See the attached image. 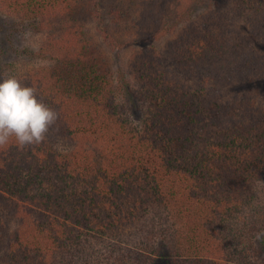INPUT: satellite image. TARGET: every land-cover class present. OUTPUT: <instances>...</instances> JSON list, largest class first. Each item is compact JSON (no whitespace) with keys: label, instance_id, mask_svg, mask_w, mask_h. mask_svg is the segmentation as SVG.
I'll use <instances>...</instances> for the list:
<instances>
[{"label":"trees","instance_id":"1","mask_svg":"<svg viewBox=\"0 0 264 264\" xmlns=\"http://www.w3.org/2000/svg\"><path fill=\"white\" fill-rule=\"evenodd\" d=\"M151 1L0 0V75L58 113L0 147V264H264V0Z\"/></svg>","mask_w":264,"mask_h":264},{"label":"clouds","instance_id":"2","mask_svg":"<svg viewBox=\"0 0 264 264\" xmlns=\"http://www.w3.org/2000/svg\"><path fill=\"white\" fill-rule=\"evenodd\" d=\"M58 119V113L15 76L0 75V147L11 139L21 146L39 144ZM264 237V231L256 239Z\"/></svg>","mask_w":264,"mask_h":264},{"label":"rangeland","instance_id":"3","mask_svg":"<svg viewBox=\"0 0 264 264\" xmlns=\"http://www.w3.org/2000/svg\"><path fill=\"white\" fill-rule=\"evenodd\" d=\"M227 1H229V0H222L223 3H226ZM175 3H176L175 0H173V1L165 0L158 7L157 2H154V0H152L148 4V6H149L148 11L150 13L160 12L159 15H161V17H162L161 18L162 21L153 27L161 28V27H164V25H166L167 21L170 19V14L173 15V13H174ZM173 6H174V8H170ZM89 27L91 29L95 30V23L92 19L89 20ZM164 33L165 34H163V36H161L160 41L156 43V45L159 46V48H163V49L165 48L168 41L174 37V32L173 33L164 32ZM39 38H40V35L28 34V35H25V42L24 43L25 44L36 43L39 40ZM103 47L108 52L110 59H112V61L114 62L115 65H118V63L120 64V62L123 64L129 62V60L132 58V56L135 53L134 49H132L130 47H125L124 49L118 48L116 50H114L111 47H107L105 45ZM16 63H17L16 67H20L21 71H27L29 69H35V68H38V67L43 66L45 64L42 61H28V60L27 61L26 60L17 61Z\"/></svg>","mask_w":264,"mask_h":264}]
</instances>
